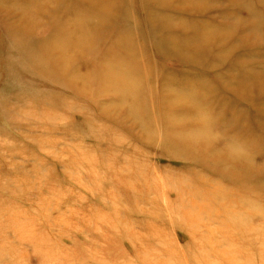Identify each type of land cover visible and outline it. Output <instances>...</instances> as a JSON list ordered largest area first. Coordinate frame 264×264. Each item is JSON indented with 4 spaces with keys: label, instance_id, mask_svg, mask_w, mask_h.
<instances>
[{
    "label": "rangeland",
    "instance_id": "obj_1",
    "mask_svg": "<svg viewBox=\"0 0 264 264\" xmlns=\"http://www.w3.org/2000/svg\"><path fill=\"white\" fill-rule=\"evenodd\" d=\"M28 1L0 0V32L28 43L14 55L19 73L0 67V264H264V21L254 34L249 20H227L264 16L263 0H50L25 8L35 22L23 23ZM91 3L105 22L94 16L80 45L71 36L82 23L72 14L64 24L65 8ZM124 8H158L172 27L119 46L118 31L145 23ZM167 32L176 54L156 51ZM46 38L77 51L52 62ZM108 51L138 81L133 114L105 84ZM80 66L87 85L69 79ZM177 85L204 95V113L246 158L226 160L212 136L190 135L201 124L193 105L172 100Z\"/></svg>",
    "mask_w": 264,
    "mask_h": 264
},
{
    "label": "bare ground",
    "instance_id": "obj_2",
    "mask_svg": "<svg viewBox=\"0 0 264 264\" xmlns=\"http://www.w3.org/2000/svg\"><path fill=\"white\" fill-rule=\"evenodd\" d=\"M233 4L236 5H242L241 0H232ZM264 2V0H263ZM44 4H50V0H29L28 3L26 4L27 7L25 6L24 8H19L18 11L22 13V19L21 21L23 23H28L33 19V16L31 15V13L29 12V10H26L25 8H41L44 7L46 8L47 6ZM52 4V3H51ZM53 7V6H51ZM61 8V7H60ZM67 9L65 12L67 14V16L64 18L65 20L63 21L64 24H66L67 22L71 23L73 21V16L77 15V18H79V22H81L82 24H80V29L74 33L71 36V40H73L75 43L77 44H83L86 41H88V37H90L87 33L88 30H90L92 28V26H94L93 24V17L97 16L98 20L97 23H102L105 22V13H106V9L104 8L103 5H97L96 3H91L88 4L87 6H82V7H73V8H65ZM152 9V10H150ZM156 8H136V11L139 13H141L142 15L146 14L145 17L143 18L145 20V23H138L136 25H126L124 27V29H122L121 31H118L116 34V38L118 40V45L119 46H123L126 45L128 43V45H130L129 47L132 49L133 46L136 45V43L134 42V39L132 34L133 32L136 31H140V30H148V27L151 28L152 26L156 29L159 30V28H167V31H170L168 29H170L172 27L171 23H168V19L166 17H164V15H161V11L157 8L158 11H156V13L153 12V10ZM252 9L249 10H244L242 13L244 15V17H241L237 14V12H233L232 14H229L227 16V20H231L233 19V22H230L231 24H229L231 29H234L236 27V25L238 23H240L241 21H246L249 20L250 22L254 23V29H252V32L254 34H256L258 32L257 29V24L260 23V21H264V16L255 13L254 11H251ZM141 11V12H140ZM123 14L125 15V17L130 21V19H136L137 15H135L133 13V11L130 8H124L123 9ZM158 14V15H157ZM155 18H157V20H154ZM152 21H151V20ZM238 20V21H236ZM146 21L149 22L150 25L146 24ZM164 21V24H163ZM32 22H35V20H32ZM171 22V21H170ZM23 26V25H22ZM64 27H66V25H64ZM176 29V28H175ZM152 30V28H151ZM4 31L0 32V57L3 58L2 62L0 60V67H3L1 70L8 72V71H13V68H16V72L19 73V71L22 69L20 66L22 65V63L20 61H18L15 56H19L21 57L22 55H26V51L23 50V44L24 45H28V43L25 40H21L20 44L17 43L19 41L15 42H8L7 38L4 37ZM158 33V31H157ZM45 38V37H44ZM166 38L168 39L167 43H166ZM198 37L195 36V34H187V36H183V40L188 42L190 40H197ZM203 38V36H202ZM181 39V41H183ZM201 39V37L199 38V40ZM42 41L40 42V44L45 43V39H41ZM46 40H48L46 38ZM49 42H47L43 48V52L46 55L47 58H49L50 61H52V59L50 57L54 56V52L58 51L59 53L61 51H63L66 56L74 53L75 51H77L74 48V45L69 44L68 42L64 41L62 43V45L60 46H55L54 43L50 42L53 41V39L48 40ZM163 43V44H162ZM180 41H178L177 39H175L171 33L167 32L166 37L164 35V40H162L161 38V46L158 47V49L156 51L160 50L162 51L163 54H176L179 52L181 46H180ZM53 44V45H51ZM164 45V46H163ZM130 49V51H131ZM34 51V49H33ZM31 51V52H33ZM57 52V53H58ZM128 52V51H126ZM27 53H30V51H27ZM110 51H108L106 53L107 58L109 57V59H106V69H105V73L107 69H110V71L112 72L111 75L106 74L105 77H107V79H105V84H107L109 89H114L116 91L119 92V94H122L123 97V101L127 102V104L130 106V110L129 113L133 114L132 108H136L133 99L135 98L134 96L137 93V90L135 88L136 82H138L135 79V74L132 71H128L129 68L126 67V65H128L127 63H124L120 60L119 57H116L115 61L113 57V55H109ZM130 53V52H128ZM59 55V54H58ZM105 55V56H106ZM249 56L252 54H248ZM244 58H239V63L241 64V62H243ZM10 61V63L8 62ZM53 62V61H52ZM29 66H31L33 69V63L30 60V62L28 63ZM129 66V65H128ZM121 70V72H120ZM261 72L258 73V75L260 76L261 80H264V69L262 68L260 70ZM69 79H72V82H79L83 85H87V77L85 74V70L83 69L82 66L80 67H76L74 68L72 71H70V73L68 74ZM139 76V75H138ZM240 77H245V75H242L241 73L235 72L234 73V78L232 81H237L240 79ZM181 86V85H179ZM178 85L176 86V88H174V93H173V98L172 100L176 101V100H183L188 102L189 104L193 105V107H191L194 110V118H196V121L198 123L201 124V126H197L194 129L189 130L190 135L195 134L200 136H212L214 141L219 143L222 146V150H224V152L226 153L225 159L226 160H236L239 158H246L247 153L246 151H239L243 148V144L240 141H236L234 142V138H231L229 136H225L222 133V129L221 127H223V124H216L214 122H212V120L204 113L203 109H202V103L204 102V95L199 94L198 92H193L190 91L192 89H189L188 92H183L180 90V87ZM182 87V86H181ZM246 88V87H244ZM182 89H184V87H182ZM125 94V95H124ZM186 95V96H185ZM136 115V114H134ZM206 120H208L210 122V125L207 124ZM224 123V122H223ZM187 132V133H189ZM192 132V133H191ZM183 135H185L184 133L180 134V137H182ZM206 137V138H207ZM202 142H206V139H204Z\"/></svg>",
    "mask_w": 264,
    "mask_h": 264
}]
</instances>
